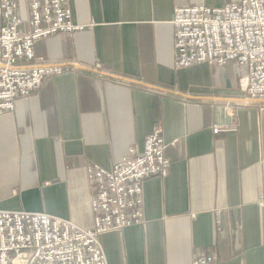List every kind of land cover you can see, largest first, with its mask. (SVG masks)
<instances>
[{
  "label": "crops",
  "instance_id": "crops-1",
  "mask_svg": "<svg viewBox=\"0 0 264 264\" xmlns=\"http://www.w3.org/2000/svg\"><path fill=\"white\" fill-rule=\"evenodd\" d=\"M238 1L71 0L84 29L35 41L32 63L67 70L0 116V210L93 229L88 168L159 125L168 177L144 182L142 224L101 236L108 264H264V103L237 62L175 65V10Z\"/></svg>",
  "mask_w": 264,
  "mask_h": 264
},
{
  "label": "built area",
  "instance_id": "built-area-1",
  "mask_svg": "<svg viewBox=\"0 0 264 264\" xmlns=\"http://www.w3.org/2000/svg\"><path fill=\"white\" fill-rule=\"evenodd\" d=\"M70 2L0 0V116L67 70L32 63L35 41L84 29L73 22ZM172 24L177 69L237 62L244 69L240 90L248 100L264 103V0L178 8ZM234 131L214 127L215 134ZM162 134L154 126L143 150L131 149L110 170L88 168L93 229L45 213L0 210V264H108L101 236L142 224L144 182L168 177L171 160ZM213 260L201 257L194 264Z\"/></svg>",
  "mask_w": 264,
  "mask_h": 264
}]
</instances>
